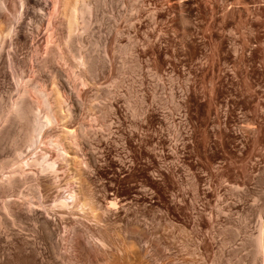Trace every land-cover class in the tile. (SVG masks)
I'll return each instance as SVG.
<instances>
[{"label": "rangeland", "instance_id": "obj_1", "mask_svg": "<svg viewBox=\"0 0 264 264\" xmlns=\"http://www.w3.org/2000/svg\"><path fill=\"white\" fill-rule=\"evenodd\" d=\"M10 1L15 11L18 0ZM89 2L94 30L73 50L105 49L109 64L81 88V104L66 106L73 114L64 119L87 135L77 146L64 139L69 152L57 159L58 173L33 169V209L27 197L0 191V210L6 201L21 221L0 226V263L27 237L36 264H81L102 257L97 236L130 264H264V230L262 254L252 242L264 223V0ZM19 53V67L0 62V110L16 96L17 78L31 76L32 48ZM51 66L70 73L62 62ZM36 78L47 80L45 73ZM56 125L35 144L51 158L56 152L47 141L63 130ZM4 129L0 162L15 148L30 158L33 149L10 139L21 135V124ZM71 183L94 212L52 205ZM26 187L20 190L29 193Z\"/></svg>", "mask_w": 264, "mask_h": 264}, {"label": "bare ground", "instance_id": "obj_2", "mask_svg": "<svg viewBox=\"0 0 264 264\" xmlns=\"http://www.w3.org/2000/svg\"><path fill=\"white\" fill-rule=\"evenodd\" d=\"M7 2L8 0H0V62H4V60L7 59L8 69L19 67L22 62L19 52L24 47L30 46L32 48V55H29L31 59L27 57V61L32 60V64L30 79L28 81H23L22 78H17L15 82L16 96L12 97L7 105L3 106L0 110V121L3 119V121H1L3 125L0 122V139H2L3 135L5 136V123L11 126L21 124V135L17 133L14 135L12 134L13 136L10 139H12L15 147H17L18 141L20 140L28 146L27 148L33 149V153H31L30 158L24 159L18 151V148H15L14 157L11 155L13 159L9 157V159L0 162V191L2 190L6 193V197L12 195H23L27 197L30 210L31 208L33 209V205L36 204L33 200L36 198V189L32 184L36 176L33 169H39V173H58V171H56L57 159H61V157L62 159H67L69 152L64 139H66V141L69 140L70 144L77 146L80 140L79 138H83L87 135L86 129L77 133L74 130L75 128L71 129L70 126L64 123V119L71 113L73 114V109L68 107L65 109L66 106H78L81 104V88L86 86L91 80L93 81L99 75L103 74L109 63L105 49L96 54H93L95 51H93V53L88 52V50L85 52L87 47H79L78 53H75L73 50L75 41L80 43V35H83V32H93L94 30L93 23H95V21H92V19L95 15V11L89 0H18L16 1V4H18L16 5L18 6L15 10L16 13L11 19H8L9 17L6 12L14 10L11 9L12 4L9 3L8 5ZM13 8L15 7L13 6ZM8 13L12 14L11 12ZM80 28H82L81 34H78ZM104 38L107 40L106 37ZM4 42L9 46V50L6 53L4 51ZM95 47H97V43H95ZM53 62H62L68 65L70 73L65 72L62 66V69L59 68L60 66L52 67L51 63ZM41 73L46 74L47 80L35 79V77L39 76ZM21 81L23 82L21 83ZM46 81H48L49 84H47ZM41 111L43 112V117L41 116ZM76 111L77 110H75V112ZM61 122H63V126ZM59 123L63 129L62 135L47 141V145H51V147L55 149V157L51 158L46 153L42 154L37 152L35 144L39 143V137L42 138V134H45L43 133L45 127H49V125L53 124H58L56 126H59ZM60 162L62 161L60 160ZM25 185H27L29 193H23V190H20V187ZM79 189V187H73L71 183L67 196L63 199L56 198L55 201L53 200L54 203L52 205L58 204L59 207L65 208L76 206L80 207V209H86L87 207V209L90 208L91 211L94 212L92 203L82 195ZM36 195L39 194L36 193ZM109 204L114 206L116 203L109 201ZM2 205L0 210V226H4L7 221L12 225L20 226L21 221L12 217V208H10L7 202L5 201ZM56 207L58 206L56 205ZM94 218L98 217L94 215ZM41 224L46 231L49 230V221L47 219H44ZM263 224H260L258 234L252 238L256 255L263 253ZM92 237L94 238L95 236ZM96 238L99 241L98 244H100L99 252L102 253V257H100L102 259H100L98 255H95L94 258H88L87 261L79 259L77 262H82L83 264H113L114 262L112 260L115 261L119 255L117 254L118 256L116 257L113 251L109 252L106 250V248L109 247V243L105 238L97 236ZM109 240L111 239L109 238ZM32 245V241L27 237L18 239L12 248L13 251L10 252L6 259L0 264H36L37 253ZM54 249H56V246H54ZM95 249L97 250L98 248ZM125 250L126 249H124V251ZM79 253L80 252L76 254ZM126 253L129 255L126 251V256ZM59 254L57 250L54 252V256L56 257H59ZM85 255L88 254L86 253ZM216 256L218 257V254ZM61 257L60 259H62ZM125 258L127 259V257ZM125 258H118V261H115L114 264H119V260L120 262L121 260L123 261L122 264H127V262L130 264V259H127V261ZM219 258H221V255L218 257V260ZM125 260L127 262H124ZM211 264H217V260L214 259Z\"/></svg>", "mask_w": 264, "mask_h": 264}]
</instances>
